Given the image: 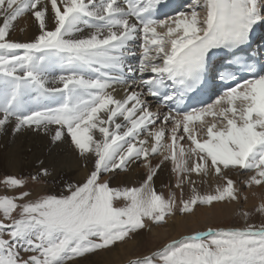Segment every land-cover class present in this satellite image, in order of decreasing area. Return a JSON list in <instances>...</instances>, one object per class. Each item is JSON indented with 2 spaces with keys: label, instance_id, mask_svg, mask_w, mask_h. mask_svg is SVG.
Returning a JSON list of instances; mask_svg holds the SVG:
<instances>
[{
  "label": "snow or ice",
  "instance_id": "snow-or-ice-1",
  "mask_svg": "<svg viewBox=\"0 0 264 264\" xmlns=\"http://www.w3.org/2000/svg\"><path fill=\"white\" fill-rule=\"evenodd\" d=\"M170 8L0 0V134L61 153L0 176V264H90L217 205H238L243 225L208 223L126 264H264V219L244 208L245 190H264V0ZM24 19L36 33L10 39ZM208 177L220 183L202 194Z\"/></svg>",
  "mask_w": 264,
  "mask_h": 264
},
{
  "label": "bare ground",
  "instance_id": "bare-ground-1",
  "mask_svg": "<svg viewBox=\"0 0 264 264\" xmlns=\"http://www.w3.org/2000/svg\"><path fill=\"white\" fill-rule=\"evenodd\" d=\"M21 26L25 29L23 32L20 31ZM35 33L36 29L31 25V21L24 19L20 21L17 30L10 36V39L20 41L30 40ZM29 149H31V151H29ZM60 155V150L50 155L46 142L35 137L31 133H24L13 137L9 129L7 133L0 134V172H16L21 174L34 172L38 166V160L42 159L46 164H49L53 160H59ZM65 170L69 175L75 178H81L84 175L83 170L75 166ZM169 179L174 181V177L170 175L169 168H164L155 180L158 191H164L166 196L168 189L165 185H167ZM233 179H237V177L234 176ZM217 183H220V181L215 177H208L205 179V182H201L200 178H197L198 190L202 194L212 191ZM248 197L251 199L249 195ZM250 202H253V200L251 199ZM232 209V206L221 205H217L214 208H201L197 211L196 217H189L187 219L176 217L173 220H169L166 227L156 229L152 236H156V234L159 233L158 238L163 239L167 236L169 230H171L174 233V237L172 238H178L183 234L195 231L200 223L207 226L208 223L232 214ZM131 247L132 245L129 244L124 248H119V252H111L112 254L104 253V255L106 258L112 256H118L119 258L121 255L128 256V251L132 249ZM90 264L101 263L98 261L94 263V261L91 260Z\"/></svg>",
  "mask_w": 264,
  "mask_h": 264
},
{
  "label": "rangeland",
  "instance_id": "rangeland-1",
  "mask_svg": "<svg viewBox=\"0 0 264 264\" xmlns=\"http://www.w3.org/2000/svg\"><path fill=\"white\" fill-rule=\"evenodd\" d=\"M5 174H9V175H15V176H23V177H27L29 173H16V172H0V176H3ZM242 179V178H240ZM164 192V191H163ZM255 192V195L253 194ZM0 193H2V190H0ZM245 194L249 195L251 197V199L253 200V202H250L251 199H248L247 203L244 205V208L248 211H252L253 212V217L252 220L253 222H255L257 225L260 223L261 219H264V217H261L259 214H256L254 212V209L256 207L259 206V204L261 202H264V190H259L256 189L255 190H245ZM256 197V198H255ZM253 203V204H252ZM232 210L230 215L223 217L222 219H218L215 220L214 222H211L214 226H242L244 221L242 219H240V217L238 216V208L239 206H232ZM206 225H203L202 223L198 224V227L196 228L195 231L197 230H203ZM172 237H174V233L169 230V232L167 233V236L163 239L157 238L155 235L148 237L146 239V242L138 244L135 241L129 242V244L132 245V249L128 251V256L125 255H121L119 258L118 256L115 257H110V258H106V256L104 255V253H101L100 255L94 256L91 258V260L95 262H99L101 264H126V261L130 258H134L135 254H140L144 251L148 250V247H156L159 246L160 244H162L163 242H165V240L167 239H172ZM127 244V245H129ZM126 245V246H127ZM124 246V247H126ZM121 247V248H124ZM113 252H119V249L113 251ZM112 254V253H109ZM91 263V262H90Z\"/></svg>",
  "mask_w": 264,
  "mask_h": 264
}]
</instances>
